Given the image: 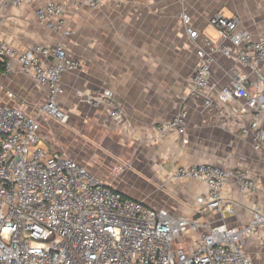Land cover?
<instances>
[{"label": "crops", "instance_id": "1", "mask_svg": "<svg viewBox=\"0 0 264 264\" xmlns=\"http://www.w3.org/2000/svg\"><path fill=\"white\" fill-rule=\"evenodd\" d=\"M50 1L63 7L61 30L53 27L59 17L50 18L48 25L35 14ZM215 14L237 17L240 29L253 40L264 38V0H110L97 9L61 0H33L2 8L0 39L19 50L61 44L69 57L80 62L60 80L57 101L68 121L41 122L39 134L48 153L78 161L104 183L150 207L190 218L197 215L196 199L206 198L208 190L197 181H171L176 166L210 162L242 169L256 179L257 191L244 195L231 180L224 207L231 212L223 220L216 212H207L205 218L242 226L256 205L264 214V153L255 151L241 131L251 121L250 114L234 113L230 103L205 108L200 98L189 96L196 50L203 45V36L218 37L210 24ZM187 27L198 35L190 38ZM64 29L70 33L64 35ZM236 71L250 72L234 55L215 54L209 86L213 90L226 86ZM261 71L264 75V65ZM246 86L253 92L250 81ZM102 90L113 93L124 112L121 120H113L106 108H94L82 97ZM45 99L46 86L17 61L11 62L9 72L0 65L2 103L15 108L26 105V113L36 115ZM182 109L187 112L186 141L178 134L157 138L154 126ZM118 166L123 170L117 173ZM196 237L191 233L187 239ZM262 241L264 227L246 239L245 252L255 253Z\"/></svg>", "mask_w": 264, "mask_h": 264}, {"label": "built area", "instance_id": "2", "mask_svg": "<svg viewBox=\"0 0 264 264\" xmlns=\"http://www.w3.org/2000/svg\"><path fill=\"white\" fill-rule=\"evenodd\" d=\"M33 0H0V10ZM75 7L99 8L110 0H61ZM63 7L48 2L35 14L40 21L61 17ZM183 20L188 21L184 14ZM60 18L53 27L63 29ZM217 39L203 36L198 46L195 70L189 82V96L202 100L205 108L230 103L234 113L250 114L242 125V134L255 151L264 153V38L253 40L240 29L237 17L215 14L210 19ZM190 38L197 31L187 27ZM64 35L70 31L64 29ZM215 54L234 55L249 68V74L236 71L231 81L220 89L209 86L210 67ZM0 60L6 72L17 61L24 72L46 86V99L36 115L23 108L10 107L0 101V264H255L244 250L246 239L264 227V214L258 205L242 226L207 220V212H216L221 220L226 191L234 180L239 191L252 195L258 182L245 170L210 162L176 166L171 181H197L205 184L206 198L196 199V216L172 214L165 208H153L104 183L83 164L64 155L49 154L42 144L39 130L42 121H68L59 106L63 73L76 69L80 62L71 58L61 44L33 45L19 50L0 39ZM250 81L253 92L246 86ZM84 101L104 107L115 121L124 112L110 90L83 94ZM187 112L182 109L170 119L158 122L156 137L178 134L184 138ZM132 135L139 139L137 132ZM123 166L116 167L118 173ZM220 220V219H219ZM187 246L181 240L189 234Z\"/></svg>", "mask_w": 264, "mask_h": 264}, {"label": "rangeland", "instance_id": "3", "mask_svg": "<svg viewBox=\"0 0 264 264\" xmlns=\"http://www.w3.org/2000/svg\"><path fill=\"white\" fill-rule=\"evenodd\" d=\"M181 241H182L181 246L185 247L188 245L190 240L189 239H185V240L182 239ZM261 243L262 244L256 248L255 253L250 252V256L253 258L255 264H264V241H262Z\"/></svg>", "mask_w": 264, "mask_h": 264}, {"label": "trees", "instance_id": "4", "mask_svg": "<svg viewBox=\"0 0 264 264\" xmlns=\"http://www.w3.org/2000/svg\"><path fill=\"white\" fill-rule=\"evenodd\" d=\"M2 64V61L0 60V65Z\"/></svg>", "mask_w": 264, "mask_h": 264}]
</instances>
